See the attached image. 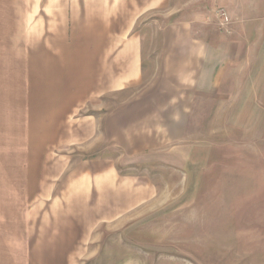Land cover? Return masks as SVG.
<instances>
[{
    "label": "crops",
    "instance_id": "crops-1",
    "mask_svg": "<svg viewBox=\"0 0 264 264\" xmlns=\"http://www.w3.org/2000/svg\"><path fill=\"white\" fill-rule=\"evenodd\" d=\"M167 1L0 0V264H79L100 224L155 195L149 180L120 174L121 156L76 152L104 134L123 155L168 146L172 65L113 100L143 83L135 28ZM169 27L165 55L191 58L175 67L195 90L211 51L190 24Z\"/></svg>",
    "mask_w": 264,
    "mask_h": 264
},
{
    "label": "rangeland",
    "instance_id": "rangeland-1",
    "mask_svg": "<svg viewBox=\"0 0 264 264\" xmlns=\"http://www.w3.org/2000/svg\"><path fill=\"white\" fill-rule=\"evenodd\" d=\"M185 23L212 54L210 76L195 90L175 67L191 58L165 55V27ZM135 30L146 52L143 83L113 100L172 65L167 85L180 97L164 112L169 143L123 155L107 149L104 134L77 150V158L119 155L121 175L155 187L151 200L97 227L79 264H264V0H168Z\"/></svg>",
    "mask_w": 264,
    "mask_h": 264
},
{
    "label": "built area",
    "instance_id": "built-area-1",
    "mask_svg": "<svg viewBox=\"0 0 264 264\" xmlns=\"http://www.w3.org/2000/svg\"><path fill=\"white\" fill-rule=\"evenodd\" d=\"M228 19V18H227Z\"/></svg>",
    "mask_w": 264,
    "mask_h": 264
}]
</instances>
